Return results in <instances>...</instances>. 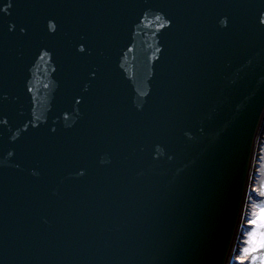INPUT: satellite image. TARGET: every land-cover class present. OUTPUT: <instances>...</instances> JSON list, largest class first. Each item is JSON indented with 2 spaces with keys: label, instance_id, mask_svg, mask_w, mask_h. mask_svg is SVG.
Listing matches in <instances>:
<instances>
[{
  "label": "water",
  "instance_id": "obj_1",
  "mask_svg": "<svg viewBox=\"0 0 264 264\" xmlns=\"http://www.w3.org/2000/svg\"><path fill=\"white\" fill-rule=\"evenodd\" d=\"M15 3L0 264H233L264 128V0Z\"/></svg>",
  "mask_w": 264,
  "mask_h": 264
},
{
  "label": "snow or ice",
  "instance_id": "obj_2",
  "mask_svg": "<svg viewBox=\"0 0 264 264\" xmlns=\"http://www.w3.org/2000/svg\"><path fill=\"white\" fill-rule=\"evenodd\" d=\"M16 6L15 0H5L4 6H0V15H11L10 9H14ZM147 12H155L151 9H149ZM165 17H167V29H170L173 27V19L166 14H164ZM160 19V17H157ZM256 20L258 22V25L264 26V12L260 13L258 17H256ZM219 24L221 28L227 29L229 26V18L223 17L219 20ZM164 23L161 24V28H164ZM8 31L11 33H15L17 31L16 25H10L8 28ZM28 36L27 30L24 31V37L26 38ZM73 48L76 49V55L78 58H86L87 56L91 55L89 45L83 41H80L74 45H72ZM50 49H45L43 55H48ZM163 51V50H162ZM43 58V57H42ZM159 59V57H158ZM53 71H56L54 68ZM86 80L83 82V93H90L93 87V82L99 79V71L96 69H93L92 71L88 72L86 74ZM149 94L146 92H141L140 96H147ZM4 100L7 99L6 96L3 97ZM75 104L81 105L85 101L84 95H79L78 97H74ZM79 113H77L78 115ZM65 121L68 120V115L65 114L64 116ZM30 123V122H29ZM9 124V120L5 118V115H0V127H7ZM29 129L27 126L24 127L23 132H27ZM55 129H52V132L55 133ZM191 138V137H189ZM12 139L14 141L19 140L20 136H13ZM11 154V153H10ZM33 175H39L38 172H33ZM80 176L85 175V171H80L78 173ZM259 196L261 198H264V187H262L259 190ZM249 227L250 231L247 232V238L244 240V247L241 251L242 252L248 248L249 244V237L252 236L253 233H256V243L259 246L260 251L264 252V203L255 205L252 211L251 219L249 220ZM241 254L237 257L239 258Z\"/></svg>",
  "mask_w": 264,
  "mask_h": 264
},
{
  "label": "rangeland",
  "instance_id": "obj_3",
  "mask_svg": "<svg viewBox=\"0 0 264 264\" xmlns=\"http://www.w3.org/2000/svg\"><path fill=\"white\" fill-rule=\"evenodd\" d=\"M254 185H252V196H251V206L249 208L248 214H247V221H246V227L242 230V235H244V238L241 239L242 243L241 246H239L236 250L235 258L233 261V264H238V256L241 254V251L243 249V242L246 239L247 232L251 229L247 230L249 227V220L251 219L252 211L255 205L264 203V198H261L259 196V190L264 187V128H263V134L262 138L259 144V154L257 156L255 170H254Z\"/></svg>",
  "mask_w": 264,
  "mask_h": 264
},
{
  "label": "clouds",
  "instance_id": "obj_4",
  "mask_svg": "<svg viewBox=\"0 0 264 264\" xmlns=\"http://www.w3.org/2000/svg\"><path fill=\"white\" fill-rule=\"evenodd\" d=\"M256 239V233L249 237L248 248L238 258V264H264V252L260 251Z\"/></svg>",
  "mask_w": 264,
  "mask_h": 264
},
{
  "label": "bare ground",
  "instance_id": "obj_5",
  "mask_svg": "<svg viewBox=\"0 0 264 264\" xmlns=\"http://www.w3.org/2000/svg\"><path fill=\"white\" fill-rule=\"evenodd\" d=\"M259 144H260V142H259ZM258 154H259V146L257 147L256 158H257ZM250 206H251V200H248L247 205H246V209L244 211V221H247V214H248ZM243 225L246 226V223H244Z\"/></svg>",
  "mask_w": 264,
  "mask_h": 264
},
{
  "label": "flooded vegetation",
  "instance_id": "obj_6",
  "mask_svg": "<svg viewBox=\"0 0 264 264\" xmlns=\"http://www.w3.org/2000/svg\"><path fill=\"white\" fill-rule=\"evenodd\" d=\"M247 228V227H246ZM250 229V227H248V229L247 230H249ZM243 237H244V235H243ZM246 238H247V236H246ZM244 244V243H243ZM241 246V245H240ZM245 245H243V247H244Z\"/></svg>",
  "mask_w": 264,
  "mask_h": 264
}]
</instances>
